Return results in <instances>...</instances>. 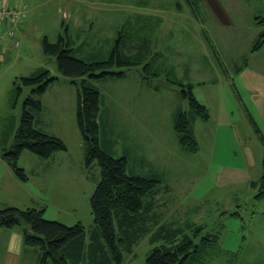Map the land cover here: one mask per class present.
Segmentation results:
<instances>
[{"label":"rangeland","instance_id":"rangeland-1","mask_svg":"<svg viewBox=\"0 0 264 264\" xmlns=\"http://www.w3.org/2000/svg\"><path fill=\"white\" fill-rule=\"evenodd\" d=\"M88 1L37 2L40 12L24 17L27 22L21 31L17 27L20 45L13 46L11 39L4 51L0 209L43 208L48 220L82 222L87 242L91 241L96 232L91 196L101 168L97 161L90 165L86 161L87 145L78 122V83L60 72L55 55L44 52L43 39L54 43L60 35L71 38L75 57L101 61L110 57L120 26L138 21V16H158L162 22L153 48L163 52L160 63L193 85L209 116L192 112L182 88L168 82L165 73L155 79L160 85L156 91L142 77L143 64L134 65L123 78L94 79L103 98L100 134L112 140L102 139V146L128 158V173L160 178L145 199L149 228L194 223L200 227L197 240L218 234L224 251H241L237 264H264V198L256 197L259 186H253L264 170V140L254 125L264 138V45L253 49L262 30L254 18L264 13V0ZM45 69L58 79L42 95L44 108L37 127L62 138L68 148L49 158L25 149L18 160L27 176L23 179L4 153L12 148L24 100L34 88L22 85L21 78ZM181 109L189 112L197 152L180 145L176 119ZM23 231L22 224L0 225V264L9 259L14 264H41V250L25 244ZM161 243L153 240L150 230L143 233L133 250L124 252V264H148V255ZM224 251L208 264H226Z\"/></svg>","mask_w":264,"mask_h":264},{"label":"trees","instance_id":"trees-1","mask_svg":"<svg viewBox=\"0 0 264 264\" xmlns=\"http://www.w3.org/2000/svg\"><path fill=\"white\" fill-rule=\"evenodd\" d=\"M137 19L136 22H126L118 29L111 55L106 60L87 62L78 59L73 55V41L63 35L54 43L47 37L43 39L44 52L55 55L60 72L71 77L75 84L78 83V122L87 145L86 161L88 165L97 161L101 168V179L91 196L96 232L89 243L82 222L67 225L48 220L44 217L43 208L22 209L12 206L0 209L1 226L14 228L24 225L25 244L41 250V264H124V252H131L143 233L149 230L153 232L154 241L163 243L152 249L147 257L148 264H208L224 251L220 247L218 234L208 233L197 240L195 236L200 227L194 223L183 225L170 222L149 228L145 224V199L154 193L160 178L128 173V158L117 157L112 154V148L102 146V139L107 141L108 137L103 138L100 134L99 116L103 98L94 79L123 78L126 70L134 65L143 64L142 77L156 91L160 90V85L154 83L155 79L165 73L168 82L182 88V95L189 99L192 112L205 118L209 116L207 107L193 93V85L186 84L172 67L160 63L163 52L155 51L153 44L161 19L158 16H138ZM254 23L262 27L253 48L257 50L264 45V13L256 14ZM57 79L58 76L52 75L47 69L21 78L22 85H33L34 88L24 100L23 114L12 148L4 153V157L23 179L27 176L24 169L18 166V160L25 149L49 158L68 148L62 138L37 127V119L44 108L42 95ZM17 88L19 92L22 91L19 84ZM254 125L264 140L261 130ZM176 130L183 150H199L188 111H179ZM253 186H259L256 197L264 198V170L261 179L254 181ZM143 226L146 227L143 229ZM226 254V264L241 261L242 252L239 250Z\"/></svg>","mask_w":264,"mask_h":264},{"label":"crops","instance_id":"crops-1","mask_svg":"<svg viewBox=\"0 0 264 264\" xmlns=\"http://www.w3.org/2000/svg\"><path fill=\"white\" fill-rule=\"evenodd\" d=\"M51 1H54V0H0V4H8V5H14V4H22V3H24V2H27L28 4H29V10H28V16L30 17V16H34V14L35 13H38V12H40L39 11V9H42V8H40V6L39 5H36V3L37 2H44V3H49V2H51ZM61 2L62 3H81V2H89L88 0H61ZM78 10L79 9H76V11L74 12L73 11V13H75L76 14V17H77V14H80V10H79V13H78ZM72 12V11H71ZM82 15V14H81ZM83 16V15H82ZM28 17V18H29ZM27 21L25 20V19H21L20 21H19V24H18V26H19V30L21 31V29H22V25L24 24V23H26ZM9 23L10 22H5L3 25H2V33H3V35H2V37H1V39H0V61H4V60H6L5 59V54H4V51H8L7 50V47H9L10 46V43H11V39L12 38H9L8 36H7V34H6V28H8V26H9ZM121 27V26H120ZM119 27V28H120ZM9 43H8V42ZM4 54V55H3ZM102 105H103V102H102ZM105 141H106V139H105ZM107 141H111L112 142V140H110V139H107ZM11 243V242H10ZM12 250H14V249H12ZM13 254V253H12ZM5 264H14V262H12L10 259L9 260H7V262L5 263Z\"/></svg>","mask_w":264,"mask_h":264},{"label":"built area","instance_id":"built-area-1","mask_svg":"<svg viewBox=\"0 0 264 264\" xmlns=\"http://www.w3.org/2000/svg\"><path fill=\"white\" fill-rule=\"evenodd\" d=\"M29 9V4L24 2L22 4H0V38L2 37V24L4 22H10L9 27L7 28V35L10 38H14V45L18 46L20 41L16 38L17 30L16 25L18 22L27 16Z\"/></svg>","mask_w":264,"mask_h":264},{"label":"water","instance_id":"water-1","mask_svg":"<svg viewBox=\"0 0 264 264\" xmlns=\"http://www.w3.org/2000/svg\"><path fill=\"white\" fill-rule=\"evenodd\" d=\"M29 230H31V228H29Z\"/></svg>","mask_w":264,"mask_h":264}]
</instances>
